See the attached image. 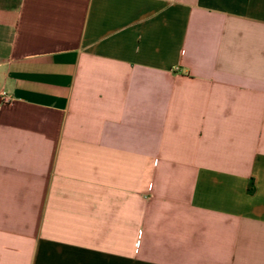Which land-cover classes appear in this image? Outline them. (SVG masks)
I'll list each match as a JSON object with an SVG mask.
<instances>
[{"label":"crops","instance_id":"0c3cea01","mask_svg":"<svg viewBox=\"0 0 264 264\" xmlns=\"http://www.w3.org/2000/svg\"><path fill=\"white\" fill-rule=\"evenodd\" d=\"M2 90L0 264H264V0H0Z\"/></svg>","mask_w":264,"mask_h":264},{"label":"built area","instance_id":"2783aa9c","mask_svg":"<svg viewBox=\"0 0 264 264\" xmlns=\"http://www.w3.org/2000/svg\"><path fill=\"white\" fill-rule=\"evenodd\" d=\"M0 96L3 100H8L10 98V96L4 90L0 92Z\"/></svg>","mask_w":264,"mask_h":264},{"label":"trees","instance_id":"16d2710c","mask_svg":"<svg viewBox=\"0 0 264 264\" xmlns=\"http://www.w3.org/2000/svg\"><path fill=\"white\" fill-rule=\"evenodd\" d=\"M249 187H250V189L252 188V183L251 182H250V186Z\"/></svg>","mask_w":264,"mask_h":264}]
</instances>
